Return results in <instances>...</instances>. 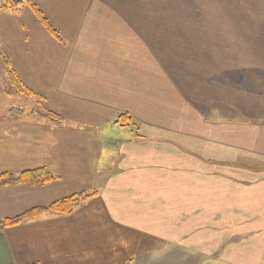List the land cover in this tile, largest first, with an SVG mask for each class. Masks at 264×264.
<instances>
[{"label":"crops","instance_id":"crops-1","mask_svg":"<svg viewBox=\"0 0 264 264\" xmlns=\"http://www.w3.org/2000/svg\"><path fill=\"white\" fill-rule=\"evenodd\" d=\"M35 1L59 38L37 18L22 25L24 67L6 57L62 119L0 89V173L57 179L0 188V220L98 194L0 230V264H264V165L245 159L264 160V98L227 115L192 89L212 60L200 76L177 72L193 62L161 26L177 17L161 2L176 0Z\"/></svg>","mask_w":264,"mask_h":264},{"label":"rangeland","instance_id":"rangeland-1","mask_svg":"<svg viewBox=\"0 0 264 264\" xmlns=\"http://www.w3.org/2000/svg\"><path fill=\"white\" fill-rule=\"evenodd\" d=\"M6 2L7 0H0V51L4 56L2 58L0 53V89L2 94L11 96L8 91H16V88L7 76L4 65L8 61L6 56L9 55L18 68V63L24 67L22 43L27 29L23 30L22 25L31 28V21H35L37 16L27 5H23L19 11L5 9L3 5ZM160 9L175 12L177 17L170 19L172 23H161V26L170 27L176 37H183L176 53H184L187 58H192V66L177 72L206 76L204 82H192L193 90L197 88L202 96L206 95L209 103H221L219 100H224V112L227 115L232 112L231 105L247 108L254 102L255 107L261 104L264 98V0H176L161 2ZM182 32L184 34L181 35ZM210 60L212 65L203 66L201 73L202 64ZM15 93L18 96H12L9 103L33 107L39 111L45 109L38 96H26L17 91ZM0 96L4 98L3 95ZM132 124L133 122L124 128L118 120L114 128L117 131L121 128L123 131H119L126 133L124 129H132ZM245 159L264 165L262 159ZM2 164L0 162V166Z\"/></svg>","mask_w":264,"mask_h":264},{"label":"trees","instance_id":"trees-1","mask_svg":"<svg viewBox=\"0 0 264 264\" xmlns=\"http://www.w3.org/2000/svg\"><path fill=\"white\" fill-rule=\"evenodd\" d=\"M23 5H27L28 7H30L37 16V18L40 20L43 27L53 36L59 38L58 30L53 27L52 23L44 15L43 10L40 8L38 3L35 2V0H7L3 7L10 11H19ZM5 67L9 80L11 81L12 85L16 88V91L19 94L26 96H34L36 94L35 90L26 85L21 80L17 72L12 69L11 65L9 64V61L5 62ZM39 113L44 117L48 118L49 120L60 121L62 119L60 115H57L47 109H42L41 111H39ZM119 121L121 127L125 128L131 125L132 118L128 114L124 113L120 116ZM56 179L57 177H55L52 173H50L43 167L24 170L18 174L2 172L0 173V188L15 185L43 186L45 184L55 181ZM95 195L96 193L87 194L85 192H77L57 199L47 205H39L32 207L17 215L1 219L0 230L20 225L24 221L34 217H38L46 212L69 214L75 208H77L80 203L89 200Z\"/></svg>","mask_w":264,"mask_h":264}]
</instances>
